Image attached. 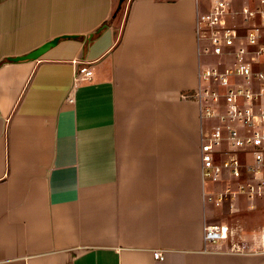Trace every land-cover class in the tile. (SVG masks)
Here are the masks:
<instances>
[{"label": "crops", "instance_id": "obj_1", "mask_svg": "<svg viewBox=\"0 0 264 264\" xmlns=\"http://www.w3.org/2000/svg\"><path fill=\"white\" fill-rule=\"evenodd\" d=\"M211 3L0 0V264H264L260 219L204 238L231 212L210 208L188 98L211 63L197 32ZM62 34L80 39L10 60Z\"/></svg>", "mask_w": 264, "mask_h": 264}, {"label": "built area", "instance_id": "obj_2", "mask_svg": "<svg viewBox=\"0 0 264 264\" xmlns=\"http://www.w3.org/2000/svg\"><path fill=\"white\" fill-rule=\"evenodd\" d=\"M229 4L230 0H212L209 10L198 12L197 32L202 54L232 57L233 62L223 65V61H219L201 66L199 85L188 95L200 107L199 149L203 180L217 181L223 168H228L235 177H242L244 172L248 175L245 182L239 184L238 192L227 186L222 192L209 193L207 197L217 205L236 193H246L251 200L264 194V179L259 174L264 167V68H260L264 63V0L236 11L243 14L246 21L245 33L229 23ZM252 19L257 20L252 22ZM203 23L209 35L201 33ZM90 75L91 67H84L79 73V77L84 78ZM238 76H244L247 83L232 82L231 77ZM255 84H259L258 88ZM222 96L227 102L225 113L220 109ZM205 118L217 119L219 124L205 126ZM248 153L252 154V160L244 156ZM228 229L226 222L205 224L204 238L211 242L222 241ZM262 236L264 242V232ZM154 256L164 259L165 253L155 250Z\"/></svg>", "mask_w": 264, "mask_h": 264}, {"label": "rangeland", "instance_id": "obj_3", "mask_svg": "<svg viewBox=\"0 0 264 264\" xmlns=\"http://www.w3.org/2000/svg\"><path fill=\"white\" fill-rule=\"evenodd\" d=\"M250 0H233L231 3L228 5V20L229 23L237 25L239 27L240 33H245V24L246 21L244 20L243 14L241 13H236V11H240L243 7V5L249 4ZM238 8V9H236ZM257 19H252V22H254ZM201 28V33H207L209 35V29L207 28L206 24H202ZM208 62H219L223 61V65L225 62H233L232 57L220 55V56H215V55H209L208 57L205 58ZM258 67V65H255V68ZM232 82L235 83H241V84H246L247 79L244 76H238V77H231ZM259 84H255V87L258 88ZM224 92V91H223ZM193 100V99H191ZM195 101V100H194ZM196 102V101H195ZM220 109L221 112H227V102L225 96H222L220 98ZM197 103V102H196ZM198 104V110L200 112V107L199 103ZM200 115V113H199ZM204 125H211L215 126L219 124V121L217 119H204L203 121ZM198 141L200 142V134ZM239 154V157L242 158V156ZM245 157H247V160H252L253 156L251 153L245 154ZM218 158H223L222 156H218ZM258 173V172H256ZM261 176L264 179V167L261 169L260 173ZM250 178H253V175L250 174ZM208 187L213 188V191H217V193L222 192L224 188L228 185L230 186L232 191L238 192L239 184L245 182L243 177H235L230 174V170L228 168H223L221 177L217 181H213L211 178L206 179ZM239 197H241V202L239 201V205L235 209L230 208V203L228 202L223 203L222 206H216L214 202H209L210 203V208L215 209L216 211L220 213H226V211H231L226 213L227 218H228V223H229V229H228V237L231 239L232 237L239 238L243 235L246 234V236L251 232L250 230H257L260 225L257 224V219H260L261 221H264V194L260 197L257 196V199L255 200L256 204L259 205V208L247 210L249 205V201L247 200V196L245 193H240ZM238 203V202H237ZM244 205L245 208L242 210H239L241 205ZM250 235V234H249Z\"/></svg>", "mask_w": 264, "mask_h": 264}, {"label": "water", "instance_id": "obj_4", "mask_svg": "<svg viewBox=\"0 0 264 264\" xmlns=\"http://www.w3.org/2000/svg\"><path fill=\"white\" fill-rule=\"evenodd\" d=\"M62 39H80V36L77 34H62L54 37L53 39L46 41L38 48L20 56L12 57L10 60L12 61H22V60H32L38 59L42 54L48 51L50 48L54 47L58 44Z\"/></svg>", "mask_w": 264, "mask_h": 264}]
</instances>
